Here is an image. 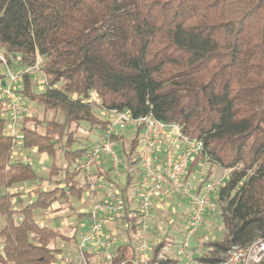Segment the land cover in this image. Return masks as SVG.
<instances>
[{
	"label": "trees",
	"instance_id": "1",
	"mask_svg": "<svg viewBox=\"0 0 264 264\" xmlns=\"http://www.w3.org/2000/svg\"><path fill=\"white\" fill-rule=\"evenodd\" d=\"M0 54V70L19 75L20 98L42 109L41 118L24 114L18 121L20 148L47 159L49 169L44 179L37 158L30 165L12 153L0 98V264H75L55 242L77 243V233L69 236L36 217L55 202L80 198L84 174L79 184V169L69 166L89 146L69 149L75 131L68 128L80 121L89 130L105 128L109 120L95 115L94 106L133 118L150 114L202 141L185 179L203 162L228 170L217 193L223 237L192 247L204 250L197 255L202 264L264 235V0H0ZM27 68L42 76V90ZM113 137L123 155L135 154L139 128L128 150L123 136ZM97 169L96 178L117 185L109 167ZM133 177L126 173L120 190L123 227L111 225L120 241L111 249L112 264L143 262V235L131 215L137 211L131 188L139 186ZM43 180L55 185L37 188L26 202L8 192ZM66 207L76 209L77 218L86 215ZM170 242L166 233L152 245L147 264H176V258H157Z\"/></svg>",
	"mask_w": 264,
	"mask_h": 264
},
{
	"label": "built area",
	"instance_id": "2",
	"mask_svg": "<svg viewBox=\"0 0 264 264\" xmlns=\"http://www.w3.org/2000/svg\"><path fill=\"white\" fill-rule=\"evenodd\" d=\"M0 59L5 63L1 54ZM26 71L34 72L33 68H27ZM5 76L6 84L3 85L0 81V97L8 99L9 116L5 128L7 135L12 138L11 148L15 151L19 148L20 138L17 124L25 113L19 98L12 94L13 85L20 80L19 75L8 68ZM105 111L112 115L108 119L109 124L93 133V143L84 157L76 162V167L83 171L86 189H102L106 196L92 203L89 209L87 228L78 234L75 264H89L87 255L91 253H95L102 264H112L111 249L117 242V236L116 231L109 226L121 223L119 216L122 199L118 186L98 179L93 174L94 162L101 156H106L115 180L120 177L121 168L132 175L135 169L143 174L142 183L135 188L139 206L136 213H133L140 224L139 233H144L147 228L154 199L177 196L187 200L188 213L184 221L182 240L176 244L175 249L170 246L163 247V253H158L157 258H176L182 259L183 264H202L189 241L204 223L206 215L219 209L217 193L224 184L222 178H213L205 180L198 188L185 179L189 164L202 149V141L184 135L179 124L163 122L150 114L133 118L126 110ZM127 126L139 128V138L135 154H128L123 159L120 144L113 136ZM27 162L30 163V159ZM150 247L145 238L140 240L139 250L143 252V262L140 264H147L149 257L146 251ZM215 264H264V235L246 245H231L222 260Z\"/></svg>",
	"mask_w": 264,
	"mask_h": 264
},
{
	"label": "rangeland",
	"instance_id": "3",
	"mask_svg": "<svg viewBox=\"0 0 264 264\" xmlns=\"http://www.w3.org/2000/svg\"><path fill=\"white\" fill-rule=\"evenodd\" d=\"M4 71H5V69H1L0 73H3ZM11 71H12V69H11ZM32 74L34 76L33 79L36 82L35 89L37 91L42 90L44 88L43 84H41L42 76L38 72H34ZM3 81H4V78H3ZM18 85L19 84L13 85L12 94L14 97L17 96L19 98V101L23 105L24 113L41 118L42 117L41 107L36 105L34 102H32L30 100H22L20 98L19 93L16 92ZM91 98L93 99V97H91ZM3 99H4V103L7 105V99L6 98H3ZM93 112L95 115L99 116L103 120H108L112 116L111 114H107L105 110L99 108L98 106L93 107ZM3 115L8 117L9 111L8 110L5 111L3 113ZM47 116L49 118L51 116V114H48ZM135 129H136L135 127L127 126L123 131L118 133L120 136L124 137V142L122 144L126 150L129 149V146L131 144L130 141L133 139L134 134H135ZM68 130H74L75 131L73 134H71V136L74 137V141L69 146V149H71V150L76 149L78 147H88L94 141L93 133L95 132V129L89 130V125L85 121H80L77 126L75 124H72L71 128L70 129L68 128ZM15 151L17 153V150H15ZM31 153L33 154L32 155L33 158H37L36 160L39 159L38 163H37V167L39 168L40 171L38 172V174H39V176H42L45 179L46 173L48 170L47 169V163H43V161L41 160L42 158L40 156L38 158L37 153H35V152H31ZM120 153H121L122 158L124 159L126 154L123 155L121 151H120ZM29 159L31 161V157H29ZM123 159H122V161H123ZM59 160L60 159H57L56 162L60 163ZM123 162H125V161H123ZM102 163H104L103 165L106 164L109 167L106 156H101V158H99L98 160L96 158V161L94 162L93 168L95 170H98L97 168L103 167ZM29 164H31V162ZM75 166H76V163H72V164H70L69 168L73 169V168H75ZM78 169H79V172L75 175V179L80 184L82 182L83 171L80 170L79 167H78ZM109 169H110V173L112 174V170L110 167H109ZM125 171L126 170L124 168H121L120 177L116 180H114L115 177L112 174V178L117 184L116 186H118L120 188L118 190V192H120L121 188L125 184V181H126V172ZM209 173H211V175H210V177L208 176L207 180H210L213 178H222L223 183H224L228 178V173L226 172V170L220 168L218 165H216L214 163L203 162L198 167H196V169H194L193 172H191L190 177H189V182L191 184H194L195 186H198L199 182H201V180L203 181L204 179H206V174H209ZM60 175L61 174H59V176ZM134 175H135V177L138 175L137 177H140V179H141V181H137V179L135 178L136 182L134 184L136 185V184L142 183V181H143L142 175L143 174L140 173L137 169H135ZM56 176H58V175H56ZM83 181H85V180H83ZM134 184H132V185H134ZM18 186H19L18 184L15 185L16 188ZM35 186H36V184H34V186H31V187L28 186L27 190H25L26 186L25 187L20 186L17 189V191H20L21 196L29 197V195H31V193H33L35 190H37V189H33V191H30L29 188H32V187L34 188ZM135 190L133 188H131L130 196L132 199V204L135 205V203H136V205H137L136 208H138L139 202H138L137 197L135 196ZM3 191H4V189L0 188V192H3ZM34 193L31 196V198L34 197ZM113 195H114V192H113ZM105 196H106V194H105L104 190H102V189H98L96 191H89L88 189L85 188V190L82 191L80 198H77L76 196H71L67 203H70V205H72L75 208L78 207V209H79V207L84 208L87 205L91 206L92 203L96 202L97 200L100 201L101 198L104 199ZM165 198L166 199H164V201L166 200L167 202H171V201L173 202V200H169L167 197H165ZM175 198H177V197H175ZM14 199H15V196H13V200ZM172 199H174V198H172ZM23 200L25 202V198H23ZM180 201L181 202H184V201L187 202V200L184 198L181 199ZM167 202L164 203L163 201H160V199H158V198H156L152 201L153 205H152L151 213H154L155 209H157L158 210V211H156L157 215L151 214V217L148 219L147 228H146L145 232L139 233V231H138V233L140 235H143L142 238H145L147 240V242L150 244V246L157 243L159 241V239L163 237V235L168 233V234H170L171 241H172L169 243V246L172 247L173 249H175L176 244L182 240V231H183L184 224L181 227V222H182L181 218H183V217H181L179 215L180 211L182 210L181 209L182 207L179 206V207H177V208L175 207V209H173L172 206H170ZM67 203H61V204L60 203H53L49 210L47 209V210L41 211L37 215L36 218H37L38 222L40 224H46V225H50L52 227H56L69 236H71L74 233H78V229L71 230L70 226H74L76 224L80 225L81 223H83L85 221V218L84 219L80 218L79 222H77L76 214L74 213V212H76V209H74L73 211H70L66 207ZM85 203H87V205H85ZM16 206L18 207L19 205H16ZM184 207H186V206H184ZM187 207H188V205H187ZM37 212L38 211H35V213H37ZM219 213H220V210L218 209L215 213H210V214L206 215L207 220L205 219L204 223L201 224V226L198 228V230L194 233V235L191 237V239L189 241L191 247H193V246L195 247L196 245H198L199 242H203V241H207V240H211V239H218V240L222 239L223 234H224V230H223V227L221 225L220 219L218 218ZM131 215L133 216V212H131ZM209 218H212L213 220L208 221ZM117 226L120 228L123 227L121 224H117ZM110 228H111V226H110ZM139 234H137L136 236H139ZM123 237H124V235H123ZM140 240L138 241V249H139ZM118 241H119V238L117 237V242ZM77 244L78 243L75 244V242H72V241L65 242V241H62L61 239H57L55 242L56 247H61L63 249V252H64L66 258H72L73 257V260L75 263H76V255H77V250H78ZM163 251L164 250H161L159 253H163ZM140 252L142 253L141 260H143V252L141 250H140ZM150 252H151V247L149 250L146 251L147 257H149ZM196 252H197V250H196ZM196 254L198 255V253H196ZM88 262H89V264H91L89 261V258H88Z\"/></svg>",
	"mask_w": 264,
	"mask_h": 264
},
{
	"label": "crops",
	"instance_id": "4",
	"mask_svg": "<svg viewBox=\"0 0 264 264\" xmlns=\"http://www.w3.org/2000/svg\"><path fill=\"white\" fill-rule=\"evenodd\" d=\"M0 81H1V84H3V85H5L6 84V76H5V78H4V81H3V78L2 79H0ZM0 98H6V97H0ZM7 99V98H6ZM7 101H8V99H7ZM29 115V114H28ZM96 131V130H95ZM11 151H12V153L13 154H18L19 152L21 153V155H20V157L22 158V160L25 162V163H28L27 162V159H29V157H31V164L33 165L34 163H35V160H34V158L32 157V153L31 152H34V150L33 149H30V148H25V149H21L20 148V138H19V148H18V150H17V153H16V151H13L12 150V148H11ZM19 151V152H18ZM40 156V155H39ZM39 156H38V158H39ZM42 159V161H43V163H48L47 162V159H45L44 157H41ZM39 160V159H38ZM40 162V161H39ZM29 164V163H28ZM30 164V165H31ZM104 163H102V166H103V168H108V165H103ZM37 166V165H36ZM38 168V167H37ZM39 169V168H38ZM46 169V168H45ZM47 169H48V167H47ZM40 171V170H39ZM94 171H95V169H94ZM48 172H49V169L47 170V173H46V175L48 174ZM96 172V171H95ZM226 172L228 173V170H226ZM134 175V174H133ZM209 176L210 177V175H211V173H209V174H206V176ZM59 177V175L58 176H56V178H58ZM189 177H190V175H188V178L186 179V180H188L189 181ZM135 178H137V177H133V180L135 179ZM135 181V180H134ZM137 181H141V179H140V177H138V179H137ZM55 184H53V183H50V184H48L47 183V181L46 180H43L42 182H40V185H36L34 188L32 187V188H29L30 189V191H33V189H37V188H50L51 186H54ZM20 186H26L25 187V190H27L28 189V186H34V184L32 185V184H30V185H25V184H23V185H19L17 188L15 187V185L14 186H12L11 188H9L8 189V192H10L11 194H13V196H15V199L13 200V198H12V200L13 201H15L17 198H21L22 199V201L24 202V200H23V198H25V202H26V200L27 199H29V198H31V196L33 195V193H34V195L36 194V191L37 190H35L33 193H31V195H29V197H23V196H21L20 194V191H17V189L20 187ZM85 188L86 187H84V190H85ZM169 200H173V202L171 201V202H167L166 200L164 201V199H166L165 198V196L164 197H161V198H158V199H160V201H163L164 203H168L170 206H172V208L173 209H175V207L177 208V207H182L181 209V211H180V213H179V215L181 216V217H183V218H181L182 219V222H181V227L183 226V224H184V221H185V219H186V217H187V213H188V207H187V202H181L180 200L181 199H183V198H181V197H177V196H173V197H168V196H166ZM175 197H177V198H175ZM172 198H174V199H172ZM180 198V199H179ZM101 199H103V198H101ZM175 200V201H174ZM159 201V200H158ZM137 202V201H136ZM56 203V202H55ZM84 205V204H83ZM85 205H87V203H85ZM84 205V206H85ZM182 205V206H181ZM184 206H186V207H184ZM90 205H87L86 207H84V208H81V207H79V209H78V207H77V209H78V211L79 212H83V213H86V215L85 216H80L79 218H77V215H76V219H77V222H79V219L80 218H85V221L83 222V223H81L80 225L78 224V233H77V235L80 233V231H85L86 230V228H87V224H88V216H89V209H90ZM137 207V205H136V203H135V205H133L132 203H131V209L133 210V209H135ZM57 209V208H56ZM67 209H69V208H67ZM137 209V208H136ZM55 210V209H54ZM70 210V209H69ZM71 211V210H70ZM156 211H158L157 209H155V211H154V213H151L152 215L154 214V215H157V213H156ZM183 215V216H182ZM208 217V216H207ZM37 219V218H36ZM206 220H207V218H206ZM213 219L212 218H209V220L208 221H212ZM38 221V220H37ZM207 221V222H208ZM80 227V228H79ZM67 228V227H66ZM70 228H71V226H70ZM109 228H110V226H109ZM110 229H114V227H111ZM182 229V228H181ZM72 230V229H71ZM120 242V241H119ZM117 243V242H116ZM75 244H76V242H75ZM194 247V246H193ZM195 251V255H197L196 253H198V254H203L204 253V250L203 249H200V250H197V252H196V249L194 250ZM61 255V254H60ZM62 255H64L65 256V254H64V252H63V254ZM61 256H59V258H60ZM89 261H90V263L91 264H102L101 263V260H100V258L95 254V253H91V254H89ZM183 264L182 263V259H177V263L176 264Z\"/></svg>",
	"mask_w": 264,
	"mask_h": 264
}]
</instances>
